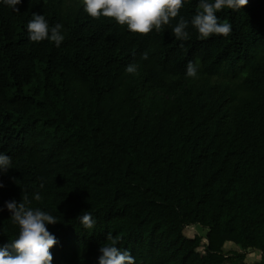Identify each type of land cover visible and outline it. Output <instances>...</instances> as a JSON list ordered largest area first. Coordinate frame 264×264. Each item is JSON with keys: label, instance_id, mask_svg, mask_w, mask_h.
<instances>
[{"label": "trees", "instance_id": "obj_1", "mask_svg": "<svg viewBox=\"0 0 264 264\" xmlns=\"http://www.w3.org/2000/svg\"><path fill=\"white\" fill-rule=\"evenodd\" d=\"M197 4L180 10L179 41V17L138 35L83 0H0V245L19 232L6 202L27 194L58 220L53 264H99L109 233L135 264H217L212 235L224 264H264V0L218 12L232 32L204 40ZM33 13L63 26L59 47L30 41Z\"/></svg>", "mask_w": 264, "mask_h": 264}, {"label": "clouds", "instance_id": "obj_2", "mask_svg": "<svg viewBox=\"0 0 264 264\" xmlns=\"http://www.w3.org/2000/svg\"><path fill=\"white\" fill-rule=\"evenodd\" d=\"M21 2L22 0H3V3L17 12V5ZM185 3L186 0H83L84 11L93 19H113L119 25L126 26L129 32L138 35H148L153 30L160 32L164 26L179 17L172 28L173 35L179 41L190 39L189 21L180 16V10L184 8ZM248 3L249 0H198L197 11L190 24L196 29L201 40L213 35L227 37L232 32V25L220 22L217 13L224 9L236 11L246 7ZM62 27L59 23L50 26L44 15L33 13L27 24L28 38L32 42L49 40L59 47L65 39ZM141 59L148 60L149 53L144 52ZM136 71L135 63L126 66L127 73L134 74ZM186 75L196 78L197 65L189 61ZM11 163L12 158L0 152V174L10 169ZM3 187V183H0V188ZM40 187L43 188L44 184L41 183ZM34 199L41 200L39 192L34 193ZM30 204L31 200L27 194H22L20 202L15 199L6 202L5 206L11 213L10 219L18 226L19 232L17 238L0 245V264H53L51 249L57 245L58 240L50 233L47 225H55L58 220L38 207H30ZM79 220L86 229H92L96 224L89 211L79 217ZM106 239L111 243L99 248V264H135V258L127 249L121 250L117 246L118 240L111 233Z\"/></svg>", "mask_w": 264, "mask_h": 264}, {"label": "rangeland", "instance_id": "obj_3", "mask_svg": "<svg viewBox=\"0 0 264 264\" xmlns=\"http://www.w3.org/2000/svg\"><path fill=\"white\" fill-rule=\"evenodd\" d=\"M223 241L217 237L216 235L211 236V257L217 264H224L226 262V258L223 256ZM259 255L257 253H250L246 256V259L243 264H253L256 260H258Z\"/></svg>", "mask_w": 264, "mask_h": 264}]
</instances>
